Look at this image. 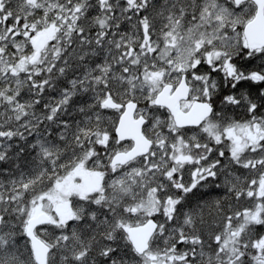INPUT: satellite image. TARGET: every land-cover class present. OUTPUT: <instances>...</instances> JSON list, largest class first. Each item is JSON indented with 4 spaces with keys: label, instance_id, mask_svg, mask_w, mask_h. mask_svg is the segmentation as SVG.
I'll list each match as a JSON object with an SVG mask.
<instances>
[{
    "label": "snow or ice",
    "instance_id": "snow-or-ice-1",
    "mask_svg": "<svg viewBox=\"0 0 264 264\" xmlns=\"http://www.w3.org/2000/svg\"><path fill=\"white\" fill-rule=\"evenodd\" d=\"M0 264H264V0H0Z\"/></svg>",
    "mask_w": 264,
    "mask_h": 264
}]
</instances>
